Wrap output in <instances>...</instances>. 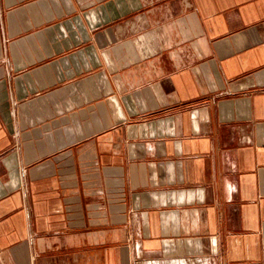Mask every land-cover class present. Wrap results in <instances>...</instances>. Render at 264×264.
<instances>
[{
	"label": "crops",
	"instance_id": "0c3cea01",
	"mask_svg": "<svg viewBox=\"0 0 264 264\" xmlns=\"http://www.w3.org/2000/svg\"><path fill=\"white\" fill-rule=\"evenodd\" d=\"M0 264H264V0H0Z\"/></svg>",
	"mask_w": 264,
	"mask_h": 264
}]
</instances>
